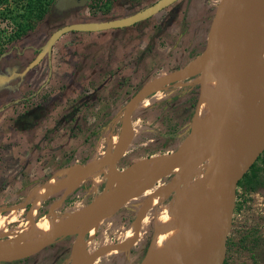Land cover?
I'll return each mask as SVG.
<instances>
[{
	"label": "rangeland",
	"instance_id": "obj_1",
	"mask_svg": "<svg viewBox=\"0 0 264 264\" xmlns=\"http://www.w3.org/2000/svg\"><path fill=\"white\" fill-rule=\"evenodd\" d=\"M154 1L86 0L82 7L69 9L62 16L45 6L38 18L32 12L31 27L25 26L12 42L7 38L16 31L14 20L20 19L18 25H23L26 17L18 3L0 2V37L7 41L5 48H15L0 55V125L6 126L0 127V131L8 137L16 131L21 143L18 156L8 159L0 154V218L11 212L10 207L15 216L14 222L7 224L12 232L0 234V243H10L20 226L30 222L34 188L52 175L61 178L64 168H82L89 159L97 163L108 154L116 140L123 107L143 83L189 61L205 59L209 0H177L147 19L122 28L66 32L38 64L25 73L22 70L58 27L129 15ZM55 6L65 10L74 5L71 0H56ZM261 58L264 60V53ZM261 86L264 87V81ZM199 91L200 84L193 77L149 95L147 106H137L132 111L129 137L116 167L122 170L142 159L175 150L190 130L192 117L201 103ZM195 98L196 105L192 107ZM258 104L262 101L254 106ZM111 139V145L107 144ZM196 168L203 173L208 171L207 160L201 159ZM105 175L106 167L100 169L95 165L87 177L65 193L59 189L48 193L43 189L32 220L35 223L46 217L53 224L67 209L83 207L100 193ZM170 176L171 172L155 181L149 191L140 190L93 232L86 233L89 255L83 257L81 252V260L91 264H139L150 245L157 206L144 209L140 217L139 213L146 197L171 181ZM259 176L261 180L254 190L246 192L242 186L236 189L235 203L244 201L231 218L229 247L224 255L227 264H250L248 253L231 246L242 232L252 231L258 239L264 236V172ZM171 197L175 194L170 193L166 201ZM25 200H29L27 210ZM126 237L127 245L121 246ZM74 245V236H62L33 255L0 264H70ZM117 245L119 248L112 251ZM263 246L258 264H264Z\"/></svg>",
	"mask_w": 264,
	"mask_h": 264
},
{
	"label": "water",
	"instance_id": "obj_2",
	"mask_svg": "<svg viewBox=\"0 0 264 264\" xmlns=\"http://www.w3.org/2000/svg\"><path fill=\"white\" fill-rule=\"evenodd\" d=\"M175 1L177 0H156L119 18L64 24L49 34L22 73L48 55L55 41L66 32H93L130 26L147 19ZM232 1L234 0H209L207 3L208 31L205 47L207 54L204 61L201 63L189 61L180 68L154 77L143 83L128 98L120 116L116 140L109 153L98 159L96 163L98 168L106 167L105 180L100 193L83 207L69 212L53 229L39 239H34L33 243H30L23 251L9 243H0V262L26 258L57 238L71 235L74 236V244L79 245L83 257H87L89 254L84 234L95 226L99 210L115 202L119 193L128 185L136 187L139 191L151 187L155 181L172 171L180 150H186L188 146L194 144L187 134L175 150L156 156L168 157L170 167L162 169L153 176L138 175L122 180L121 169L116 168L115 164L129 137L132 111L140 101L168 84L193 77L197 78L199 84H204L208 80V70L220 61L224 69V84L209 129L210 133L215 135V140L203 141L210 148L207 167L212 178L216 176L213 197L203 211V222L194 232L180 242L144 256L139 264H221L226 251V237L231 227L236 183L254 160L248 161V149L243 145L239 110L253 93L252 81L261 54L264 34L262 0H243L244 15L239 26V33L230 26L224 14L225 7ZM143 179H147L148 183L143 184ZM81 216H84L81 222L72 226L74 220ZM86 264L91 262L87 261Z\"/></svg>",
	"mask_w": 264,
	"mask_h": 264
},
{
	"label": "bare ground",
	"instance_id": "obj_3",
	"mask_svg": "<svg viewBox=\"0 0 264 264\" xmlns=\"http://www.w3.org/2000/svg\"><path fill=\"white\" fill-rule=\"evenodd\" d=\"M262 4L264 8V0H262ZM244 5L243 0H234L224 9L228 23L237 33L240 32L239 26L244 15ZM263 53L264 34L261 54L257 61L252 81L254 89L258 90L250 95L246 103L241 107L242 111L241 109L239 111L241 136L244 147L248 149L249 162L264 147V87L261 86V81H264V60L261 58ZM206 54L205 52L204 57H206ZM202 61L204 59H201L197 63H201ZM191 63H194V61ZM207 74L208 80L204 84L200 83L199 99L201 103L198 104L197 111L192 117L188 133V138L194 144H191L187 148L184 147L186 150H180L171 171V181L165 182L160 190L151 192L145 199L143 210L139 213L140 217L144 209L157 206L153 217V234L145 256L159 252L171 244L180 242L184 237H188L190 233L194 232L203 222V211L213 197L216 176L212 178L210 170L203 173L197 168L195 169V166L201 159L207 160L210 154V148L203 141L213 142L215 140V135L211 134L209 129L223 90L224 69L222 63L220 61L216 62L208 70ZM254 89L253 91H255ZM259 101H262V104L254 106ZM149 102L150 98H146L140 101L138 106L145 107ZM112 142L113 140L111 139L107 144L111 145ZM121 153L122 151L118 157L121 156ZM89 160V163L83 165L82 168L62 169L64 174L62 177L60 176L61 178L57 179L58 177L52 175L38 188L33 189L32 194L35 195V198L32 201V209L29 213L30 222H26L20 226L14 239L9 243L10 245L23 251L30 243H33V239H39L57 225L58 221L52 224V220L46 217H42L34 223L32 216L39 209L37 197L40 196L43 189L47 190L48 193H53L58 189V191H63L64 193L65 191H69V189L89 175L91 167H95L96 160L94 161L92 158ZM170 166L169 158L166 156L148 157V159H142L122 169L121 179H128L138 175L153 176ZM142 183L146 184L148 180L143 179ZM151 187L142 190V192L149 191ZM138 192L139 189L134 186L128 185V187H124L115 202L108 205L105 209L99 210L95 226L87 233L93 232V229L99 223ZM170 193H174L175 197H171L166 201ZM10 209V213L0 218V234L12 232V229L7 227L8 223L14 222L15 217L13 207H10ZM73 210V207L67 209L58 219L66 217ZM83 218L84 216L76 218L72 226H76ZM128 237L125 238L121 246L127 245ZM27 241L29 244L24 243ZM78 259L81 260V249L78 244H75L70 253L69 262L70 264H78Z\"/></svg>",
	"mask_w": 264,
	"mask_h": 264
},
{
	"label": "trees",
	"instance_id": "obj_4",
	"mask_svg": "<svg viewBox=\"0 0 264 264\" xmlns=\"http://www.w3.org/2000/svg\"><path fill=\"white\" fill-rule=\"evenodd\" d=\"M5 1V0H0V2ZM8 1V0H7ZM14 3H18V7L21 6L26 19L23 20V25H18L19 20L17 21V19L14 20L15 22V28L13 30V33H11L9 35V37L7 38L9 42H12L13 39H16L17 37H19V34L23 31L24 27H31V23H30V18L32 12H34L33 16L35 18H38L40 16H42L43 11L45 9V6H49V10H51L52 13H54L55 15L58 16H62L65 12H67L69 9H73L78 8V7H82L83 4H85V1L83 2V0H71L73 2V7L70 8L67 7V9L65 10H60V8H56L55 6V1L56 0H12ZM10 2V1H9ZM82 2V3H81ZM7 5V4H6ZM22 11V12H23ZM21 31H19V30ZM4 39L1 40L0 37V55L2 52L8 51L9 49H13L14 46H8V47H4V44L7 41H3ZM6 46V45H5ZM15 49V48H14ZM149 97V96H148ZM147 97V98H148ZM197 101V98L193 99V101L191 102V106L195 107V103ZM5 124V123H4ZM7 125H10L9 123ZM0 127L6 128V126L0 125ZM14 132V129H13ZM100 133H102V130H99ZM189 131H186L185 136L188 134ZM14 136H7V134H3L0 131V154L2 155V157L6 156V158H11V157H15L18 156L21 153V143L19 142V135L17 133L16 135V131L14 132ZM17 136V138H16ZM263 152H264V148L256 155V157L254 158V160L252 161V163L249 165L247 171H245V173L242 175L241 179H239L236 183V187H235V192L236 189L239 186H242V189L246 192H250L251 190L255 189V184L260 181V173L264 172V156H263ZM149 155H144V157H148ZM261 157V159H259ZM142 158V157H141ZM244 201V199H243ZM236 202L234 205V211H238L240 210V207L242 205V202ZM24 207L27 210L28 209V204H29V200H25L24 201ZM261 236V235H258ZM229 235L226 238V247H229ZM262 244H264V236H262L261 239H258L257 235H255L252 231H244L242 232L236 239L235 242L231 243V246L233 245V247H235L237 251H244L246 253L249 254V263L250 264H258L260 261L259 260V254L263 251V248H260L262 246ZM264 247V246H263ZM259 248L261 250H259ZM258 256V257H257ZM262 256V255H261ZM221 264H227V260L223 259ZM241 264H245V263H241Z\"/></svg>",
	"mask_w": 264,
	"mask_h": 264
},
{
	"label": "flooded vegetation",
	"instance_id": "obj_5",
	"mask_svg": "<svg viewBox=\"0 0 264 264\" xmlns=\"http://www.w3.org/2000/svg\"><path fill=\"white\" fill-rule=\"evenodd\" d=\"M123 16H126V15H121V16H119V17H123ZM119 17H115V18H119ZM111 19H113V18H111ZM84 22H89V21H84ZM114 29V28H113ZM73 32H82V31H73ZM59 39V38H58ZM52 48V47H51ZM51 51V50H50ZM131 117V116H130ZM116 166V165H115ZM117 168V167H116ZM104 184V183H103ZM234 205H235V201H234ZM233 209H234V207H233ZM234 211V210H233ZM233 213H235V212H232V215H233ZM231 218H232V216H231ZM232 220V219H231ZM122 243V242H121ZM120 243V244H121ZM119 244V245H120ZM119 245H117L116 247H115V249H113L112 251H115L116 250V248H119ZM123 250V249H122ZM71 251V250H70ZM109 252H111V251H109ZM86 262L87 261H81L80 259H78V264H86Z\"/></svg>",
	"mask_w": 264,
	"mask_h": 264
}]
</instances>
